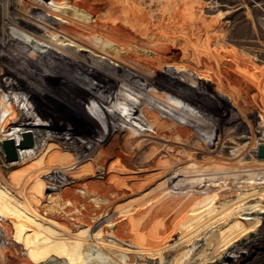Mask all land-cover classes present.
<instances>
[{
  "label": "rangeland",
  "instance_id": "1",
  "mask_svg": "<svg viewBox=\"0 0 264 264\" xmlns=\"http://www.w3.org/2000/svg\"><path fill=\"white\" fill-rule=\"evenodd\" d=\"M46 1L50 0H0V33L11 30L8 21L15 23L20 19L25 20L28 15L43 18L34 10L33 5L39 6ZM183 2L194 15L193 28L198 31L200 40L212 53L228 61L227 63L233 67L234 64L239 66L243 74L253 71L257 80L243 76L239 82L240 89L234 88L226 105L216 103V99L210 95L204 99L193 92L205 103V109L195 113L193 120L202 122L201 116L198 115L205 114L208 128L200 130V126H195L191 130L195 138L193 141L178 150L169 149L167 155L160 154L161 157L158 158L159 154H155L122 162L119 161L122 157L113 154L111 157L107 155L101 159L100 154L103 150L91 151L92 148L88 145L89 149L82 154L86 158L82 159L81 153L76 152L78 146L59 148L51 142L44 144L39 131L44 135H60L58 132H61L67 137L70 133L76 135L82 131L77 120L81 114L77 113V109L74 110L75 113L60 112L62 121L74 120L73 129L63 125L61 129L57 126L60 117L53 118L52 114L41 108L29 110L28 97L21 89L14 87L17 85L16 80L0 62L1 185L11 189L19 198L24 196L23 193L30 197L32 194L28 193V190H32L36 196L31 201L38 202L36 205L39 212H47L60 225L69 228L67 230L76 232L85 229L91 233L95 230V233L97 232L86 239L63 236L48 238L40 243L30 242L23 250H17L12 223L7 218V213H0V219L3 220L0 221L6 228L4 238L8 249L5 254L0 249V264H264V159L257 157L258 146L264 144V0H183ZM44 39L43 42L52 43L51 38ZM1 48L2 45L0 51ZM163 102L168 103L166 97ZM23 112H26L24 117L20 116ZM36 115L43 127H33L37 133L34 134L35 138L32 136L33 139H37L38 145L35 147L37 148L34 151L35 155L24 156L25 158H20L13 165L7 163L2 147L6 132L18 133L29 129L26 128L27 122L30 119L34 121ZM82 115L84 116L85 112H82ZM18 117L19 126L12 129L10 123L12 120L16 122ZM84 119H88V116H84ZM143 128L152 130L148 126ZM92 129L99 138H102L103 131L99 126L94 125ZM76 136L80 138L81 135ZM43 146L44 153H40ZM40 155L39 164L35 156ZM70 157L72 159H69ZM156 159L158 161L154 169L148 166L140 168L136 162L138 160L150 162ZM163 182H167L169 186L179 187L193 183L191 187L194 190L192 188L189 192L182 190L173 199L176 206L171 209L175 220L170 225L169 223L163 225L164 220L168 218L155 216L156 208L147 216L148 229L145 230L141 224H136L137 227H134L136 225L127 227L123 219L125 215L133 214L136 209L130 205H135V202L141 203L143 199L156 195L155 193L145 195L144 186ZM88 183L94 184L97 189H94L96 192L91 196L84 197V194L81 195L79 192ZM61 197L66 202L75 201L80 208L86 203L88 208L83 214L75 210L65 213L63 209L54 212L56 208L53 206L66 208L65 203H61L63 200ZM96 200L100 202L99 205L95 204ZM203 206L204 212L201 215L199 208ZM52 207L53 212L50 209ZM245 217L249 220H244ZM144 221L140 220L141 223ZM157 224L163 226H158L155 230ZM141 227L145 231H141ZM179 230L184 234L190 232L191 238L180 236L183 233ZM99 231L104 234H100ZM111 232L112 234H109ZM248 232H254L255 236H247ZM132 240L146 241L144 245L151 247H166L170 242L174 248L167 246L166 251L157 257L132 253L125 255L123 249L131 246ZM94 243L102 252L106 251L108 245H113V248L116 246L117 251L119 249L122 251L119 252V257L118 252L109 251L113 257L107 258L102 256V252L100 255L94 253L92 245ZM148 243L151 244L147 245ZM132 250L135 251L137 248Z\"/></svg>",
  "mask_w": 264,
  "mask_h": 264
},
{
  "label": "bare ground",
  "instance_id": "2",
  "mask_svg": "<svg viewBox=\"0 0 264 264\" xmlns=\"http://www.w3.org/2000/svg\"><path fill=\"white\" fill-rule=\"evenodd\" d=\"M33 6L43 18L28 15L25 20L20 19L15 23L8 21L11 30L0 33V62L16 80L18 86L14 87L21 89L28 97L29 110L45 109L53 118L60 117V112L75 113V109L81 114L77 120L82 131L76 133L81 135L80 138L72 133L67 137L61 132H58L60 135H44L39 131L44 144L51 142L59 148L78 146L76 152L81 153L80 155L90 145L91 151L103 150L101 159L117 154V157H122L119 160L122 162L155 154H159L158 158L161 157L160 154L167 155L169 149L178 150L193 141L195 138L191 130L195 126H200V130L208 128L205 114L198 115L202 122L193 120L195 113L205 109V103L195 93L204 99L210 95L216 99V103L226 105L234 88L240 89L239 82L243 76L257 80L253 71L252 74H243L239 66L234 64L233 67L228 61L227 63L212 53L193 28L194 15L188 11L183 0H50ZM45 37L51 38L52 43L43 42ZM188 83H192L191 86ZM164 97L168 103L163 102ZM81 111L85 112L84 116H88V119H84ZM25 115L26 112H23L20 116ZM18 119L19 117L16 122L11 121L12 129L19 126ZM73 121H62L60 117L57 126L61 129L62 125L73 129ZM27 125L26 128L29 129L25 131L6 132L5 138L19 141L21 133L28 131L34 136L37 132L33 127L42 126L37 115ZM94 125L102 129V138L92 129ZM144 126L152 130L148 131ZM203 135L202 132L201 136ZM34 140L32 148L19 151V159L35 155V147L38 145L37 139ZM44 147L40 153H44ZM40 157L41 155L35 156L39 164ZM82 157L86 158L84 155ZM157 161L158 159L136 162L140 168L148 166L154 169ZM95 185L85 184L79 194L91 196L96 192ZM191 186L193 183H186L184 187L169 186L167 182L145 185V195H156L130 205L136 209L134 215H125L124 223L127 227L141 224L146 230L149 228L146 226L147 216L157 208L155 216L168 218L163 225H170L175 220L171 209L176 206L173 199L182 190H194ZM29 192L32 194L30 197L23 193L24 196L19 198L0 183V213H7V218L12 223L17 250H23L30 242L40 243L48 238L64 236L86 239L97 233L96 230L94 233L85 229L76 232L67 230L69 228L60 225L47 212L40 213L36 205L38 202L31 201L36 195L30 189ZM61 203H65L66 208L53 206L56 208L54 212L63 209L65 213L75 210L83 214L88 208L86 203L81 208L77 207L72 200L66 202L63 199ZM95 204L99 205L100 202L96 200ZM53 207L50 208L52 212ZM203 208L204 206L199 208L200 214H203ZM243 219L249 220L247 217ZM140 220L145 221L141 223ZM163 225L157 224L154 228L156 230ZM142 227L141 231H145ZM180 236L190 239L192 235L187 232ZM144 242L146 241L132 240L131 246L123 249L125 255L132 253L157 257L166 248H174L170 242V245L166 243L168 247L145 246ZM92 245L94 253L100 255L102 251L95 247V243ZM112 246L108 245L102 256L113 257L108 253L110 251L118 252L119 257L122 250L117 251L116 246ZM133 248L137 250L133 251Z\"/></svg>",
  "mask_w": 264,
  "mask_h": 264
},
{
  "label": "water",
  "instance_id": "3",
  "mask_svg": "<svg viewBox=\"0 0 264 264\" xmlns=\"http://www.w3.org/2000/svg\"><path fill=\"white\" fill-rule=\"evenodd\" d=\"M35 145L31 132H24L21 134V139L16 141L13 138L4 139L2 147L4 151L5 161L7 163L17 162L19 160V151L32 148ZM257 157L264 159V144H260L257 148ZM247 236H255L254 232L246 233Z\"/></svg>",
  "mask_w": 264,
  "mask_h": 264
},
{
  "label": "built area",
  "instance_id": "4",
  "mask_svg": "<svg viewBox=\"0 0 264 264\" xmlns=\"http://www.w3.org/2000/svg\"><path fill=\"white\" fill-rule=\"evenodd\" d=\"M1 221H3L2 219H0ZM0 221V249L3 251V253L5 254L6 253V251L8 250L7 249V245H6V243H7V241H6V239L4 238V237H6L5 236V229L6 228H4V226H3V222H1ZM2 230H4V231H2Z\"/></svg>",
  "mask_w": 264,
  "mask_h": 264
}]
</instances>
